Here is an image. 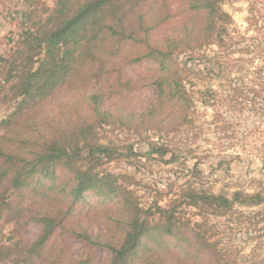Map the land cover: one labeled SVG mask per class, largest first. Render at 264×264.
I'll use <instances>...</instances> for the list:
<instances>
[{"label": "rangeland", "instance_id": "1", "mask_svg": "<svg viewBox=\"0 0 264 264\" xmlns=\"http://www.w3.org/2000/svg\"><path fill=\"white\" fill-rule=\"evenodd\" d=\"M157 1L164 8L158 7L155 22L160 27L153 39L183 32L189 14H175L182 12L188 0ZM56 2L0 0V56L10 58L26 31L37 30L45 23ZM221 7L232 19L226 25L224 44L204 47L205 63L195 66L200 71L187 80L195 97L192 123L181 124L173 120L174 116H165V122L159 120L145 127L106 125L98 130L100 143L110 145L118 154L105 158L97 171L117 178L120 187L141 208L154 209L157 202L166 206L192 189L229 197L235 192L264 194V0H222ZM146 9L144 6L129 19V26L137 32L146 26L135 18ZM168 15L175 18L163 21ZM90 45L92 55L96 54L99 60L91 63L96 68L95 79L84 85L74 82L71 90L60 89L35 110L37 114L30 124L38 130L35 137L40 144L48 141L54 125L67 124L76 115L81 121L80 117L92 109L87 96L101 84L111 93L103 102L110 111L142 113L157 102L152 81L159 71L154 62L146 60L132 66L116 59V67L106 66V62L115 59L108 54L116 44ZM137 45L123 48L125 51ZM136 54L137 51L129 55ZM187 57V53L175 54L180 66L185 65ZM191 65L190 62L188 67ZM8 69L9 65H0V122L15 112L21 100L11 91L10 84L4 83ZM118 81L133 83L134 93L125 98L127 91L117 90ZM3 134L0 129V137ZM152 144L168 146L170 152L165 157L151 153ZM58 173V180L48 181L44 187L37 178L23 190L13 189L7 181L0 182V264H107L111 259L109 246H94L83 234L101 240L104 245L122 243L126 215L119 197L102 201L88 192L73 201L61 190L52 194L50 182L61 189L70 179L66 170ZM48 214H53L59 225L44 246L34 248L42 229L40 219ZM178 215L184 222L204 219L197 208L190 206H182ZM208 218L215 229L213 238L222 242L233 264H264V203L236 205L226 216ZM157 222L158 215L151 219L152 224ZM153 235L157 237L149 243L155 250L160 234ZM163 258L155 250L153 260L161 259L165 264L168 258Z\"/></svg>", "mask_w": 264, "mask_h": 264}, {"label": "trees", "instance_id": "2", "mask_svg": "<svg viewBox=\"0 0 264 264\" xmlns=\"http://www.w3.org/2000/svg\"><path fill=\"white\" fill-rule=\"evenodd\" d=\"M221 1L188 0L181 8L182 12L175 14H189L183 32L163 35L158 40L153 39V34L160 27L155 22L158 7L164 8L160 1L57 0L45 23L37 30L29 28L23 39L17 42L18 47L10 58L0 56V65H9L4 83L7 86L9 83L11 91L21 98L15 112L0 122V129L4 131L0 137V182L7 181L13 189L23 190L37 178L44 187L48 181L58 180L59 170H66L70 179L61 189L55 188L53 182L48 184L52 194L62 191L73 201L80 200L88 192L96 194L102 201L119 197L126 215L122 243L104 245L101 240L83 234L94 246H109L111 259L107 264H164V260L160 261L163 257L168 258L165 264H233V259L221 246L222 242L213 238L216 233L208 217L226 216L236 205L259 206L264 203L263 193L235 192L229 197L192 189L170 200L166 206L157 202L154 209H144L124 192L117 178L97 171L105 158L112 159L118 154L110 145L100 143L98 130L101 127L120 125L131 128L136 124L145 127L159 120L165 122V116H174L173 120L181 124L192 123L195 97L187 87V80L200 71L195 66L205 63L204 47L223 46L226 25L232 20L222 9ZM144 6H147L146 12L135 20L140 25L144 23L146 28L137 32L129 26V19ZM175 15L162 20L175 18ZM100 42L109 46L116 44L108 54L115 59L106 62V66L116 67V59L132 66L146 60L155 63L159 75L152 83L157 90V102L142 113L126 109V114L122 109L110 111L104 108L103 102L111 97V93H107L108 88L101 84L87 96L92 109L80 117L81 121L76 115L67 124L54 125L55 130L49 132L48 141L40 144L35 137L39 132L30 124L32 116L37 114L35 110L60 89L69 87L71 90L74 82H83L84 85L95 79L96 68L91 63L99 60L96 54L92 55L90 43L96 45ZM133 43L138 45L124 51L123 46ZM135 51V57L129 55ZM177 52L188 54L184 66L175 59ZM195 60L198 62L194 64ZM190 62L192 65L188 67ZM115 85L117 90L126 89L125 98L134 93L130 81H118ZM151 147L150 152L161 157L170 152L168 146L152 144ZM182 206L197 208L204 219L184 222L178 215ZM157 215L159 222L152 224L151 219ZM40 220L42 229L34 248L44 246L59 225L53 214ZM154 232L163 238L159 236L155 242V250L161 257L159 261L153 260L155 250L149 243L157 237Z\"/></svg>", "mask_w": 264, "mask_h": 264}]
</instances>
